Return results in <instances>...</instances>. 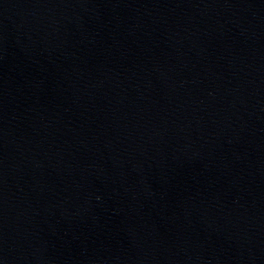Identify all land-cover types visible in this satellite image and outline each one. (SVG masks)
<instances>
[{"label":"water","instance_id":"95a60500","mask_svg":"<svg viewBox=\"0 0 264 264\" xmlns=\"http://www.w3.org/2000/svg\"><path fill=\"white\" fill-rule=\"evenodd\" d=\"M0 264H264V0H0Z\"/></svg>","mask_w":264,"mask_h":264}]
</instances>
